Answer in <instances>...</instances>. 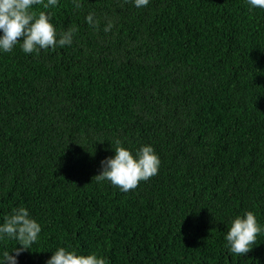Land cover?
I'll list each match as a JSON object with an SVG mask.
<instances>
[{
	"label": "trees",
	"instance_id": "obj_1",
	"mask_svg": "<svg viewBox=\"0 0 264 264\" xmlns=\"http://www.w3.org/2000/svg\"><path fill=\"white\" fill-rule=\"evenodd\" d=\"M79 2L32 9L75 27L71 45L0 50V224L25 207L42 229L18 264L60 247L106 264H264V231L246 255L225 239L247 211L264 228V9ZM117 139L160 159L128 192L93 179ZM17 243L0 240V261Z\"/></svg>",
	"mask_w": 264,
	"mask_h": 264
},
{
	"label": "clouds",
	"instance_id": "obj_2",
	"mask_svg": "<svg viewBox=\"0 0 264 264\" xmlns=\"http://www.w3.org/2000/svg\"><path fill=\"white\" fill-rule=\"evenodd\" d=\"M73 3L76 9L82 8L79 0H73ZM247 3L252 8L264 9V0H247ZM57 4L58 0H0V32L3 33L0 35V50L12 52L19 44L24 53L39 55L42 49L55 50L57 47L71 45L77 31L75 27L57 33L50 13L40 11L37 14L32 10L34 5L49 9ZM134 4L137 8L146 7L149 0H134ZM86 19L90 26L99 27L93 13H89ZM112 27L109 21L104 31L109 32ZM111 143L115 156L101 161L102 171L93 177L95 181H109L121 191L128 192L136 189L141 181H147L158 174L160 159L152 145H143L134 154L119 139ZM41 230V225L30 217L27 208H14L5 217L4 223L0 224V240H15L20 247H15L12 252L4 251L0 264H18V256L31 249ZM262 231L264 228L258 224L252 211L236 216L225 236L228 251L236 256L246 255L256 244L257 234ZM46 264H106V260L95 253L78 255L75 251L60 247Z\"/></svg>",
	"mask_w": 264,
	"mask_h": 264
}]
</instances>
